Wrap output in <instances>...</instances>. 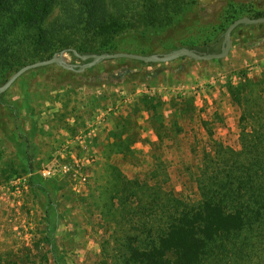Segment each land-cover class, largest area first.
I'll return each instance as SVG.
<instances>
[{"label": "rangeland", "instance_id": "1", "mask_svg": "<svg viewBox=\"0 0 264 264\" xmlns=\"http://www.w3.org/2000/svg\"><path fill=\"white\" fill-rule=\"evenodd\" d=\"M252 4L264 8V0H192L171 27L79 44L92 54L118 43L121 53L161 56L215 40L226 17L229 28ZM64 62L84 64L70 54ZM16 73L0 74V87ZM263 76L264 24L237 28L219 61L115 60L83 73L52 65L24 74L0 99V264H144L132 255L167 219L158 207H197L205 178L225 169L214 164L226 153L231 165L243 151L246 126L229 89ZM46 169L55 174L44 177ZM224 246L204 264H264V225Z\"/></svg>", "mask_w": 264, "mask_h": 264}, {"label": "trees", "instance_id": "2", "mask_svg": "<svg viewBox=\"0 0 264 264\" xmlns=\"http://www.w3.org/2000/svg\"><path fill=\"white\" fill-rule=\"evenodd\" d=\"M191 6L192 0H0V74L7 78L31 60L51 59L69 49L81 55L121 53L114 43L108 50L92 54L80 46L79 38H113L141 28L165 29L181 23ZM247 9L249 17L264 18V8L252 4ZM230 19L225 18L215 40L180 48L199 56L217 54L215 47L220 45L222 50ZM229 93L241 108L246 126L243 151L232 152L231 157L238 158L231 165L226 164V153L220 164H214L225 169L205 178L197 207H158L159 215L162 211L167 219L147 229V238L139 241L141 248L133 252V259L144 264H204L222 254L229 238L264 225V76L258 80L246 77ZM113 210L111 206L109 214H114Z\"/></svg>", "mask_w": 264, "mask_h": 264}, {"label": "water", "instance_id": "3", "mask_svg": "<svg viewBox=\"0 0 264 264\" xmlns=\"http://www.w3.org/2000/svg\"><path fill=\"white\" fill-rule=\"evenodd\" d=\"M262 24H264V18L253 19L249 17H244L236 20L233 24L229 26V28L225 33L221 52L219 54H209L204 56H199L188 48L176 49L171 51L170 53L161 56H147V55H139L132 53L81 55L73 49L64 50L61 54H56L49 60L30 64L20 69L14 76H12V78L6 84L0 87V96L5 94L11 88V86L24 74L33 71L35 69L48 67L52 65H58L64 68L65 70H69L77 73H83L86 70L92 69L93 67L97 66L98 64L104 61L133 60V61L143 62L145 64H168L181 58H191L195 61H200V62L223 60L226 59L230 54L232 48V35L237 28H239L240 26H256ZM71 52L75 55L77 59H79L84 64L75 65L64 62V55L69 54Z\"/></svg>", "mask_w": 264, "mask_h": 264}, {"label": "built area", "instance_id": "4", "mask_svg": "<svg viewBox=\"0 0 264 264\" xmlns=\"http://www.w3.org/2000/svg\"><path fill=\"white\" fill-rule=\"evenodd\" d=\"M42 174L44 177H50V176L54 175L55 173L50 169H46L42 172Z\"/></svg>", "mask_w": 264, "mask_h": 264}]
</instances>
